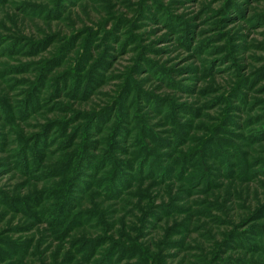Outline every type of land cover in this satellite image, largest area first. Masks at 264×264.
Instances as JSON below:
<instances>
[{
    "label": "rangeland",
    "instance_id": "374dc122",
    "mask_svg": "<svg viewBox=\"0 0 264 264\" xmlns=\"http://www.w3.org/2000/svg\"><path fill=\"white\" fill-rule=\"evenodd\" d=\"M263 127L264 0H0V264H264Z\"/></svg>",
    "mask_w": 264,
    "mask_h": 264
},
{
    "label": "trees",
    "instance_id": "16d2710c",
    "mask_svg": "<svg viewBox=\"0 0 264 264\" xmlns=\"http://www.w3.org/2000/svg\"><path fill=\"white\" fill-rule=\"evenodd\" d=\"M106 6H107V5H106ZM104 8H106V7H104ZM103 11H105V10H103ZM108 16H109V15H108ZM237 17H240V15L237 14L235 17L232 16L231 20H234V19H236ZM85 19H86L87 23H95V19H94V18H93V19H91V18H85ZM109 20H113V18H111V19H109ZM77 21H79V23H81L80 20H77ZM54 37H55V36L51 37V39H54ZM181 42H182L181 45H183V46L186 45V43H183V41H181ZM51 43H53V41H52V40H49V41H48V44L50 45ZM76 46H77V45H76ZM74 49H75V48H74ZM74 49H73V50H74ZM73 50H72V51H73ZM70 53H71V52H70ZM83 56H85V55H83ZM85 57H86V56H85ZM53 59H54V58H53ZM47 68H48V67H47ZM177 73H178L177 71H174V74H177ZM42 77H43V79H48V78L51 77V73H46V75H44V76H42ZM177 87H178V88H182L180 84H178ZM222 89H223V86H222ZM239 97H240V96H239ZM77 98H79V96H78ZM31 107H32V108H35L36 106H35V105H32ZM96 110H99L100 112H104L106 109H99V108H98V109H96ZM94 112L96 113L95 110H94ZM90 114H91V113H90ZM90 114H89V116H91ZM96 114H97V115H101V113H98V112H97ZM111 119H112V118H111ZM98 120H99V118H96V119H95V116L92 118V121H94V125H97V123H95V122L98 121ZM106 123H108V122H106ZM263 129H264V127H263ZM62 158H63V157H62ZM143 158H144V159H143ZM146 158H147V156H146L145 154H143L142 156H138V158H137V155H136L135 159H136V160L139 159V162H137V163L139 164L138 166L140 167V169H144V166L146 165V164H145V163H146V160H145ZM142 159H143V160H142ZM224 159H225V158H224ZM224 159L221 158V159H220V162L226 164L225 162H223ZM64 160H67V158L64 159ZM84 160H85V161H84ZM84 160H82V163L86 162V164H89L88 167H91V166L94 164V163H90V162L88 161L89 159H87V157H86V159H84ZM141 160H142V161H141ZM65 162H66V161H65ZM65 162H63V163H65ZM63 163H62V164H63ZM64 171H65V170H64ZM151 171H153V169H152V170H147V173H151ZM60 173L62 174V173H64V172H60ZM114 174H116L115 171L113 172V175H114ZM123 174H124V173H122V176H123ZM116 175H117V174H116ZM120 175H121V174H120ZM117 177H119V176H118V175H117V176H112V177L110 178V180L113 181L114 179H116L115 181L120 182V179H118ZM113 183H114V181H113ZM114 188H115V187H111V188H110V191L112 190V193L115 192V189H114ZM214 237H215V236H213V237L211 236V237H210V241H212L211 243H213V244H215L216 241H217V238H216V237L214 238ZM240 264H242V263H240Z\"/></svg>",
    "mask_w": 264,
    "mask_h": 264
}]
</instances>
